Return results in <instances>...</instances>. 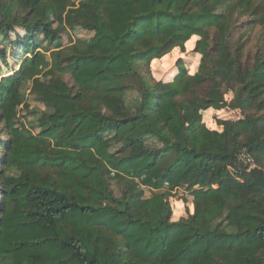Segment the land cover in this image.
I'll list each match as a JSON object with an SVG mask.
<instances>
[{
    "label": "trees",
    "instance_id": "trees-1",
    "mask_svg": "<svg viewBox=\"0 0 264 264\" xmlns=\"http://www.w3.org/2000/svg\"><path fill=\"white\" fill-rule=\"evenodd\" d=\"M0 127V264H264V0H0Z\"/></svg>",
    "mask_w": 264,
    "mask_h": 264
},
{
    "label": "rangeland",
    "instance_id": "rangeland-1",
    "mask_svg": "<svg viewBox=\"0 0 264 264\" xmlns=\"http://www.w3.org/2000/svg\"><path fill=\"white\" fill-rule=\"evenodd\" d=\"M260 31L257 29L255 32L251 33L250 36H252V41L248 45V52L255 50V44L256 39L259 36ZM92 35L89 33H86L82 30H75L73 33H71L72 39L79 38H91ZM68 38H64L63 42H67ZM194 43L191 48L189 46L185 47V51H181L180 49H175L172 51L169 55L164 57L161 60L154 61L151 65V73L155 80L157 81H164L169 82L173 78H175L179 74V66L178 63L180 60L183 61L186 69L188 70L190 75H193L197 72L198 66L200 63V56L197 54H194ZM11 52V49H9V53ZM17 61L10 60V67L16 68ZM185 96L190 101H195L196 97L193 93L189 91H185ZM233 94L229 93L227 95L228 100H231L233 98ZM136 98V93L130 92L128 94V100H133ZM40 109V108H39ZM23 116V114L21 113ZM203 115V122L205 123L206 127L210 130H217L221 131L222 128L219 126V121H237L242 118V115L238 111H232V110H221V111H215V110H207L202 113ZM30 120L33 122V118L30 116ZM1 129V127H0ZM152 193L148 190H145V197H150ZM184 198V199H183ZM183 199V200H182ZM172 206H173V220H179L180 218L187 217L188 213L192 212L193 210V198L188 193H184L183 190L177 191L175 197L171 199Z\"/></svg>",
    "mask_w": 264,
    "mask_h": 264
},
{
    "label": "built area",
    "instance_id": "built-area-1",
    "mask_svg": "<svg viewBox=\"0 0 264 264\" xmlns=\"http://www.w3.org/2000/svg\"><path fill=\"white\" fill-rule=\"evenodd\" d=\"M239 160L246 164V165H249L250 168H254L255 167V164H254V161L253 159H251L249 156L246 155L245 152H242L239 156Z\"/></svg>",
    "mask_w": 264,
    "mask_h": 264
}]
</instances>
